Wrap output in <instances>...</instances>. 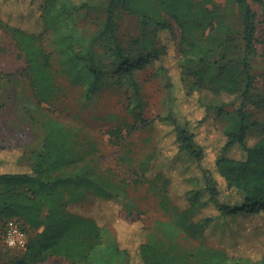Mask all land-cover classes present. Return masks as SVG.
I'll return each mask as SVG.
<instances>
[{"label": "trees", "instance_id": "16d2710c", "mask_svg": "<svg viewBox=\"0 0 264 264\" xmlns=\"http://www.w3.org/2000/svg\"><path fill=\"white\" fill-rule=\"evenodd\" d=\"M258 1L264 5L263 0ZM234 2L244 24V54L237 60L211 62L205 56L196 60L190 55L198 44L190 42L188 34L192 26L216 29V9L204 6L202 1L200 10L193 12L194 0H159L160 12L154 21L159 33L175 40L172 20L181 28L177 48L174 47L180 82L169 77L168 113L149 120L143 116L140 86L134 77L138 65L116 33V5L132 10L134 6L129 0H110L105 26L91 37L71 23L73 12L89 8V0H0V22L23 47L26 71L40 103L55 110L60 108L59 77L80 87L85 102L96 99L111 74L98 57L96 45L101 44L112 52L114 63L119 64L118 81L123 79L122 83L133 91L128 105L134 120L117 121L109 129L111 137L116 141L124 132L149 128L152 135H160L167 142L166 148L174 147L179 160L200 171L195 184L193 180L187 182L184 205L174 203L172 178L163 170L151 173L161 148L158 138L155 150L140 162L137 180L162 181L163 205L176 211V216L163 222L167 237L175 239L183 232L199 239L200 244L191 251L177 243L154 240L142 223V238L132 246L122 237L126 236L121 229L122 218L120 222L108 219L102 223L90 213L73 209L90 194L123 203L127 209L132 203L126 202L123 190L108 185L88 164L67 171V167L80 160L72 130L58 118L42 120L46 135L41 150L22 152L18 163L23 169L0 172L1 239L5 218L21 219L29 234L26 250H18L20 254L15 259L0 264H39L51 256L82 264H137V260L142 264H264V243L261 257L255 259L230 253L226 245L213 242L206 235L213 223L234 234L240 227V216L264 217V131L260 121L243 107L230 112L220 105L205 103L199 92L208 87L215 93L226 90L247 98L253 87L252 57L259 41L258 15L250 0ZM161 44L146 45L153 49L155 59L170 48L167 40H161ZM205 127L208 130L204 131ZM207 131L220 136L219 144L212 146L205 141ZM232 149H238L239 154L231 155Z\"/></svg>", "mask_w": 264, "mask_h": 264}, {"label": "rangeland", "instance_id": "374dc122", "mask_svg": "<svg viewBox=\"0 0 264 264\" xmlns=\"http://www.w3.org/2000/svg\"><path fill=\"white\" fill-rule=\"evenodd\" d=\"M129 1L134 6L132 10L124 8L121 4L116 5V33L127 54L138 65L134 77L140 86V105L143 116L150 120L168 113L169 77L177 83L180 82L174 47L177 48L181 28L172 20L176 28L175 40L167 38L169 35L159 33L154 23L157 13L160 12L159 0ZM194 1L193 12L200 10L202 1L204 6L216 9L215 21L218 27L210 30L209 27L192 26L188 37L190 42L198 46L190 55L196 60L205 56L211 62L240 59L244 54V24L238 5L234 0H213L211 3L205 0ZM89 2V8L74 11L71 19V23L76 24L87 37L95 35L105 26L110 0ZM250 4L258 15L259 41L257 51L252 57L254 84L249 96L244 98L240 93H230L226 90L215 93L208 87L199 89V92L205 103L220 105L226 111L235 112L243 107L253 118L260 121L261 130L264 131V5L258 0H250ZM168 18L172 19L170 16ZM36 29H39V26ZM161 40H167L170 48L161 58L155 59L153 49H147L146 45L150 43L154 47H161ZM96 49L103 65L111 71L105 89L96 99L85 102L80 87L72 85L66 78L59 77L62 103L59 104L60 108L55 110L49 104L40 103L36 98L26 71L23 47L13 33L0 22V59L5 56L0 62H5V77L20 76L19 79L16 77L20 83L11 81V87L5 88V93H0V172L23 169L18 163L22 152L42 148L46 130L41 121L58 118L71 128L74 146L80 155V160L66 170L71 171L77 166L88 164L108 185L123 190L127 195L126 202L132 203L131 208L127 209L123 203L106 201L90 194L85 201L73 206L75 211L90 213L102 223L108 219L120 222L122 218L121 229L125 230L123 234L126 235L122 237L132 246L139 243L141 226L144 224L154 240H165L169 245L177 243L180 247L195 251L200 244L199 239L188 237L183 232L175 239L167 237L163 222L176 216V211L163 205L162 181L140 182L137 176L140 162L155 150L158 138L161 148L159 147V154L153 161L151 173L163 170L172 178L174 203L184 205L183 196L187 182L193 180L192 184H195V177L200 175V171L179 160L174 147L166 148L167 142L162 141L160 135H152L149 128L124 132V136L116 141L111 137L109 129L117 121L134 120L128 105L129 95L133 91H129L128 86L122 83L123 79L118 81L121 77L116 72L119 64L114 63L112 52L101 44L96 45ZM214 69L215 66L212 71ZM184 90L186 91V88ZM109 114L116 117L109 118ZM200 114L203 115L204 112ZM206 130L208 128L205 127L204 131ZM204 135L205 141L212 146L219 144L218 134L207 131ZM230 154L238 155V149H232ZM11 221L23 224L21 219L5 218V229ZM238 221L240 227L234 234L220 229L218 224L213 223L206 233L208 239L226 245L230 253L260 258L263 247L261 244L264 243V217L240 216ZM2 233L0 230V262H7L15 259L20 252L4 245ZM39 264L82 263L61 256H51ZM137 264L142 263L137 260Z\"/></svg>", "mask_w": 264, "mask_h": 264}, {"label": "built area", "instance_id": "2783aa9c", "mask_svg": "<svg viewBox=\"0 0 264 264\" xmlns=\"http://www.w3.org/2000/svg\"><path fill=\"white\" fill-rule=\"evenodd\" d=\"M2 240L7 247L24 251L29 242V234L21 224L11 221L4 228Z\"/></svg>", "mask_w": 264, "mask_h": 264}, {"label": "crops", "instance_id": "0c3cea01", "mask_svg": "<svg viewBox=\"0 0 264 264\" xmlns=\"http://www.w3.org/2000/svg\"><path fill=\"white\" fill-rule=\"evenodd\" d=\"M3 57L5 59V56H3ZM4 59L1 58L0 60L2 61ZM16 77L18 78L20 76L17 75L14 78L11 77V76L10 77H5V62L4 63L0 62V93L1 94L5 93V88L11 87V85H10L11 81L20 83L19 80H17ZM20 81H22V80H20Z\"/></svg>", "mask_w": 264, "mask_h": 264}]
</instances>
